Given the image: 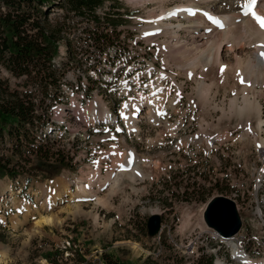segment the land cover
Wrapping results in <instances>:
<instances>
[{"label":"rangeland","instance_id":"obj_1","mask_svg":"<svg viewBox=\"0 0 264 264\" xmlns=\"http://www.w3.org/2000/svg\"><path fill=\"white\" fill-rule=\"evenodd\" d=\"M116 1L126 25L113 34L115 44L104 55L80 28L77 65L68 68L65 96L49 113L50 159L11 158L9 167L22 183L18 187L0 173V264H59L57 244L65 241L76 257L99 251L102 259L108 255L119 264H213V244L198 235L207 227V204L219 196L236 203L244 225L241 248L253 260H264V73L261 78L246 73L238 62L262 46L244 53L230 51L231 43L222 53V62L233 66L230 71L196 68L191 75L182 64V53L191 46L185 32L174 28L178 21L157 36L145 34L153 26L148 20L180 0ZM109 6L99 11L101 17ZM60 53L65 56L64 47ZM161 76L165 115L159 123L141 105L158 90L152 82ZM0 78L9 76L0 70ZM201 82L209 88L201 89ZM246 82L245 87L253 86L244 92ZM245 99L254 104L246 108ZM94 105L114 122L93 120ZM137 106L136 128L130 129L123 113ZM131 151L141 160L143 179L118 169ZM18 159L22 163L16 168ZM118 176L123 179L116 185ZM196 182L195 191L218 184L214 196L184 194ZM175 184L181 189L170 190ZM87 191L93 197H83ZM51 195L55 205L49 208L45 201ZM152 215L163 220L155 238L147 233ZM42 216L55 217L58 224L32 228Z\"/></svg>","mask_w":264,"mask_h":264},{"label":"trees","instance_id":"obj_2","mask_svg":"<svg viewBox=\"0 0 264 264\" xmlns=\"http://www.w3.org/2000/svg\"><path fill=\"white\" fill-rule=\"evenodd\" d=\"M107 4L108 11L101 17L99 11ZM120 10L116 0H0V70L9 76L0 78V173L16 187L22 183L16 169L9 167L11 158L28 154L50 159L51 139L45 132L51 126L49 113L65 96L68 68L77 65L74 55L81 48L74 44L80 40V28L88 34L94 50L104 55L115 44L113 34L126 25ZM21 163L18 159L14 167ZM197 185H187L184 194L191 190L202 199L207 194L211 198L218 186L197 187L195 191ZM171 189L181 187L175 184ZM104 260L119 264L108 255Z\"/></svg>","mask_w":264,"mask_h":264},{"label":"bare ground","instance_id":"obj_3","mask_svg":"<svg viewBox=\"0 0 264 264\" xmlns=\"http://www.w3.org/2000/svg\"><path fill=\"white\" fill-rule=\"evenodd\" d=\"M137 1L135 0V2ZM155 1L161 2L165 0H152V2ZM180 1L181 4L177 5L176 7L165 9L158 15L157 18L155 17L148 20V22L153 23V26L147 28V32L145 34L157 36L162 33V30L165 28L166 24H170L172 26V23L178 21V24L174 28L178 29V31L183 30L185 32L188 39L187 45L188 47L189 45L191 46L190 48H187L185 53H182V64L185 62L184 64L186 65L184 67H189L193 70L188 71L191 75L195 74L194 70L196 68L205 71L217 66L221 67V69L224 71H230L233 66H231V64H225L222 62V53L224 51V47L233 43V47L230 49V51L239 50L244 53H248L257 44V46H262L261 50H259L257 54H254L251 57L249 56L246 59L240 58L238 59V62L240 65L245 67L246 73H252L254 76H259L261 78L262 74L264 73V57L260 55L261 52H264V28H262L260 23H258L253 17V13H255V16L257 17L264 18V0ZM249 6H254V8L249 13H247ZM185 21L186 23H183ZM207 38H209L210 41L204 42L203 40ZM201 42L204 43L200 44ZM155 82L157 83V86L154 87L158 88V90L154 92L152 98H150V96L141 106L149 108V116L151 120H159V123H162V119H164L165 115V109L163 105L159 103V101H163V96H160L159 94L163 92H161V90L164 86L165 80L161 76L152 83ZM207 84L208 83L206 82H201L199 85L201 89L206 90L209 88ZM251 84L247 87L253 86ZM246 85L247 82L242 88L244 92L248 89L245 87ZM245 103L247 105L246 108L254 104L253 102L252 104L248 99H245ZM256 106L258 107V104H256ZM138 108L140 107H135L133 113L130 112V114L127 116L125 113H123V116L125 115L124 117H128L127 123L130 129L136 128L134 123L135 121H133L132 118L137 116V113L135 112ZM89 116L95 121H103L106 123L114 122L110 114L107 111H104V109H101L98 105H94L90 109ZM260 124H262V122H260ZM262 149L264 151V147H262ZM140 161L135 153L131 151L125 156V158L120 160L118 169L123 175L128 173L130 178L133 180H135L137 177L143 179L145 175L139 168ZM122 179V176H118L115 180L116 185L121 183ZM83 197H93V193L91 191H87L85 194H83ZM53 202L55 205V200L52 199V195L51 199L45 201L47 207L49 208L54 206L52 204ZM57 222L58 221L55 217L42 216L35 221L32 228L40 230L46 226H55L58 224ZM228 245L231 248L232 254L237 263L264 264V260L257 262L253 260L248 254H246L242 250L237 240L228 241ZM2 259L3 258L1 257L0 263H3Z\"/></svg>","mask_w":264,"mask_h":264},{"label":"water","instance_id":"obj_4","mask_svg":"<svg viewBox=\"0 0 264 264\" xmlns=\"http://www.w3.org/2000/svg\"><path fill=\"white\" fill-rule=\"evenodd\" d=\"M162 221L159 215H152L148 219L147 233L150 238H155L161 233ZM204 221L208 228L215 230L226 239L236 236L242 228L236 203L224 196L214 197L209 201L204 213Z\"/></svg>","mask_w":264,"mask_h":264},{"label":"built area","instance_id":"obj_5","mask_svg":"<svg viewBox=\"0 0 264 264\" xmlns=\"http://www.w3.org/2000/svg\"><path fill=\"white\" fill-rule=\"evenodd\" d=\"M111 116V115H110ZM244 225L241 232L236 235L233 239H224L217 232L212 229L206 228L204 231L200 232L198 237H204L205 240H208L210 245L213 244V264H228V261H235L234 256L231 252V248L228 245V241L239 240L240 237H243ZM71 243L69 241L61 242L57 244V249L61 257L57 260L59 264H107L104 259H102V252L96 251L95 255L88 257L83 252L77 254V257L70 252ZM246 253V251L242 248ZM223 251L222 256L219 255ZM247 254V253H246ZM49 264V263H48ZM55 264V263H51Z\"/></svg>","mask_w":264,"mask_h":264},{"label":"snow or ice","instance_id":"obj_6","mask_svg":"<svg viewBox=\"0 0 264 264\" xmlns=\"http://www.w3.org/2000/svg\"><path fill=\"white\" fill-rule=\"evenodd\" d=\"M253 17L257 20L258 23H260V26H261L262 28H264V18H260V17L255 16V13H253ZM260 55H261L262 57H264V52H261ZM222 70H223V69H222ZM242 82H243V81H242ZM0 223H2V222H0Z\"/></svg>","mask_w":264,"mask_h":264}]
</instances>
